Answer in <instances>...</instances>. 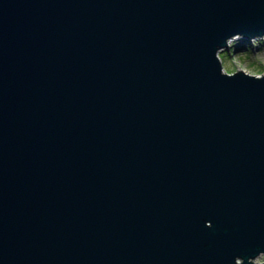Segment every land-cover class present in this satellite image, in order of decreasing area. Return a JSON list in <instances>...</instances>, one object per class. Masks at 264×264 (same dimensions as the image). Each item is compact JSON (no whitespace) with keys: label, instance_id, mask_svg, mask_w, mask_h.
I'll return each instance as SVG.
<instances>
[{"label":"water","instance_id":"obj_1","mask_svg":"<svg viewBox=\"0 0 264 264\" xmlns=\"http://www.w3.org/2000/svg\"><path fill=\"white\" fill-rule=\"evenodd\" d=\"M237 36L264 0H0V264H264Z\"/></svg>","mask_w":264,"mask_h":264},{"label":"rangeland","instance_id":"obj_2","mask_svg":"<svg viewBox=\"0 0 264 264\" xmlns=\"http://www.w3.org/2000/svg\"><path fill=\"white\" fill-rule=\"evenodd\" d=\"M218 58L222 70L227 74L243 71L259 76L264 73V36L253 39L237 36L218 52Z\"/></svg>","mask_w":264,"mask_h":264},{"label":"bare ground","instance_id":"obj_3","mask_svg":"<svg viewBox=\"0 0 264 264\" xmlns=\"http://www.w3.org/2000/svg\"><path fill=\"white\" fill-rule=\"evenodd\" d=\"M233 39H235V37L231 38L230 40H228L227 44H229ZM246 41V40H245Z\"/></svg>","mask_w":264,"mask_h":264}]
</instances>
